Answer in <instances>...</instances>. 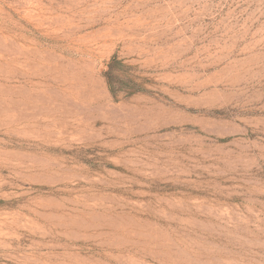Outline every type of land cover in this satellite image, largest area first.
<instances>
[{"label": "rangeland", "instance_id": "rangeland-1", "mask_svg": "<svg viewBox=\"0 0 264 264\" xmlns=\"http://www.w3.org/2000/svg\"><path fill=\"white\" fill-rule=\"evenodd\" d=\"M0 264H264V0H0Z\"/></svg>", "mask_w": 264, "mask_h": 264}, {"label": "trees", "instance_id": "trees-1", "mask_svg": "<svg viewBox=\"0 0 264 264\" xmlns=\"http://www.w3.org/2000/svg\"><path fill=\"white\" fill-rule=\"evenodd\" d=\"M113 60H114V58H113ZM107 83H108L109 88H110L111 90H113V87H112L111 82H110V81H107Z\"/></svg>", "mask_w": 264, "mask_h": 264}]
</instances>
